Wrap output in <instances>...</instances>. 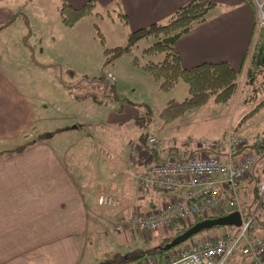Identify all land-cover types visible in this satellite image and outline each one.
<instances>
[{"label":"rangeland","instance_id":"1","mask_svg":"<svg viewBox=\"0 0 264 264\" xmlns=\"http://www.w3.org/2000/svg\"><path fill=\"white\" fill-rule=\"evenodd\" d=\"M59 3L60 0H29L21 8L25 14L14 16L8 29L0 33V70L19 83L17 85L36 106L37 118L29 136L37 137L42 130L55 132L51 138L38 141L20 155L0 157V228L7 232L6 242L11 247L14 264H43L45 261L46 264H74L76 257L77 264H92L108 250H142L156 244L155 234L168 231L173 222L159 230L124 231L129 233L128 242L120 240L114 232L119 217L115 211L119 207H108L110 210L106 209L103 215L95 214L98 218L95 222L87 220L92 217L89 216L91 212L84 213V208H78L74 200L81 199L80 186L83 187L85 181L90 190L82 194L89 199H93V191H96V198L107 191L113 194L115 185L109 190L103 186L107 174L99 187L94 188L103 160L109 161L111 170L119 159L115 154L126 156L127 162L129 146L140 145L135 141L142 133L146 139L151 135L157 138V144L151 148L160 149L163 158L172 156L167 152L176 147L192 151V157L208 154L199 152L198 148L203 146L201 138L214 144L231 135L242 136L245 143L264 137L261 132L264 128L258 131L262 133L258 137V133L254 135L251 131L253 127L264 125V109L256 111L238 127L240 118L254 103H240L235 96L226 104L210 100L205 106L188 111L172 122H163L159 113L166 102L188 95L182 80L168 90L162 89L160 80L133 63L135 49L104 65L105 48L126 44L130 31L129 20L123 23L117 15L120 5L113 2L102 8L95 1L91 14L66 26L60 22L56 8ZM259 18L260 13L257 22L259 26L264 25ZM151 41L144 40L141 44ZM28 45L32 47L33 55ZM145 60L147 58L140 57V64ZM66 69L73 70L76 76L67 73ZM103 75L110 84L109 91L75 87L78 78L88 81ZM239 79L242 88V74ZM63 83L69 86L64 87ZM93 91H97L98 101L91 98ZM118 106L123 110L118 112ZM149 108L150 115L147 113ZM21 141L19 137L0 142V148L10 149L12 143ZM132 153L139 154L138 150H132ZM135 185L140 191L137 183ZM143 192V195L152 193ZM155 198V206L160 208L174 196L157 192ZM66 199H70L71 205L57 203L63 200L66 204ZM257 210L261 225H255L256 232L264 234L262 190L253 212ZM212 214L225 212H209L207 217ZM187 222L189 218L183 223ZM226 231L223 226L210 228L190 241L213 238ZM179 249L169 250L166 256Z\"/></svg>","mask_w":264,"mask_h":264},{"label":"trees","instance_id":"2","mask_svg":"<svg viewBox=\"0 0 264 264\" xmlns=\"http://www.w3.org/2000/svg\"><path fill=\"white\" fill-rule=\"evenodd\" d=\"M216 4L217 3L214 0H187L185 3L178 6L165 19L153 21L146 26H140L130 30L126 44L107 47L104 50L106 56L104 65L113 63L123 53L135 49L136 52L133 56V63L141 65V67L153 78L160 80V87L162 89L168 90L172 88L179 80H182L186 84L188 95L181 100L170 98L161 109L159 118H161L163 122H172L188 111L205 106L210 100L218 104H226L234 96L240 100V103H254L253 107L246 111L240 118L237 124L238 127L246 119H249L256 111L261 108L264 109V25L259 26L258 22H256L251 44L246 53L247 65L242 79V82H244L242 88L241 82L239 81V75H241L240 70L233 68L227 60L203 61L190 67L184 66L181 62V56L176 45L177 40L190 31L196 24L204 22L207 19L209 10ZM94 7L95 0H88L79 6H74L68 0H60L58 10L61 22L66 26H71L77 20L89 13L91 14L94 11ZM117 13L123 23L128 22V15L121 5L118 7ZM96 14L100 15V12L96 11ZM12 19L13 16L7 21L1 23L0 30L8 25ZM149 39H152L150 43L146 45L141 44V41H148ZM28 47L31 55H33L32 47L30 45H28ZM140 57L147 58V60L140 64ZM33 61H35L34 58ZM66 72L72 76L75 75V72L71 69H66ZM77 82L78 83L75 85L76 88L90 87L91 89L98 88L99 92H101V90L109 91L110 84L104 75L101 76V78L88 81L78 78ZM63 86L68 87L69 85L63 83ZM96 94L97 91H93L91 98L98 101L99 99H97L98 96H96ZM116 109H118V112L123 110L121 106H118ZM147 113L149 115L151 114L150 108ZM29 132L30 130L23 132L20 136L22 141L12 143V148L8 149L7 147H1L0 157L21 153L36 144L38 141L46 140V137L48 139L51 138L55 133L54 131L42 130L37 133V137H30ZM261 132L264 133V129ZM262 133L256 132L254 135L257 134L256 137H258L261 136ZM137 142H139L140 145L134 144V146L139 152V157L137 158L141 167L144 166L145 162H159L163 158L160 149L155 147L151 148L152 145L148 143V138L146 139L145 133L138 136L135 143ZM198 149L199 152H201V150L208 152V155H217L223 161H228L229 157H232L234 160L239 159L244 153L249 151L254 154V164L242 179L240 186L243 215H250L260 196V186L264 183V137L261 136L256 138L254 142L244 143L240 148L233 149L232 155L230 156L229 152L225 151L224 153L222 149L216 148L213 144L202 146ZM167 154L176 156L180 159H186L191 156L192 151L190 152V150L176 147L175 149H170ZM130 188V190H125L121 194L125 200L123 207L116 210L119 215L125 214L128 205L133 208L138 204L144 210H148L149 208H159L155 206L157 205V200L155 198V193H157V191L149 188L145 191H151L152 193H146L143 195L144 192L141 190L139 191L135 183L130 184ZM89 190V186L83 187L81 188V193L89 192ZM88 199L89 198L86 200ZM93 199L95 203H97L95 194L93 195ZM93 199L91 198L89 200ZM261 203L262 201L260 202V205ZM87 207H89L90 210V208H96L97 206L95 204H88ZM207 216L191 215L189 216V222L185 224L174 220L171 227L168 228V231L157 232L155 234L156 244L154 246L147 249H137L125 252L118 249L113 251L108 250L103 252L92 264H117L119 260L120 263H125L129 259L142 260L147 257H156V259L162 263L169 250L184 247L190 242L193 236L169 250L164 249L163 246L189 226ZM214 216L218 215L212 214L209 217ZM252 221L255 225H261L258 220V210L254 213ZM223 227H225L228 232L236 231L238 229L237 226ZM207 230L208 229H203L195 235L202 234V232H206ZM114 231L118 234L121 232Z\"/></svg>","mask_w":264,"mask_h":264},{"label":"built area","instance_id":"3","mask_svg":"<svg viewBox=\"0 0 264 264\" xmlns=\"http://www.w3.org/2000/svg\"><path fill=\"white\" fill-rule=\"evenodd\" d=\"M258 5L259 19L264 23L261 4ZM200 142L209 146L205 138H201ZM148 143L156 145L157 138L149 136ZM244 143L242 136L231 135L213 145L226 148L230 156L233 149L240 148ZM134 157L136 160L134 158L129 162L126 172L133 175L139 188L142 191L152 188L170 194L174 199L156 209L133 207L129 213L117 218L116 231H152L169 227L174 220L184 222L191 215L207 216L209 212L228 213L237 209L242 214V223L236 231H227L213 238L204 237L196 242L192 240L173 255L165 256L162 263L147 257L141 264H264V235L256 232L252 221L256 211L243 215L240 192L241 181L254 164V154L249 151L236 160L229 157L228 161L205 153L186 159L168 156L159 162H145L141 170H138V155ZM260 188L264 192V183ZM97 203L121 208L124 200L107 191L98 195Z\"/></svg>","mask_w":264,"mask_h":264},{"label":"crops","instance_id":"4","mask_svg":"<svg viewBox=\"0 0 264 264\" xmlns=\"http://www.w3.org/2000/svg\"><path fill=\"white\" fill-rule=\"evenodd\" d=\"M28 1L29 0H0V24L7 21L11 16H13V18L16 15L23 16L25 12L21 8H23L25 3ZM68 1L74 6H79L88 0ZM95 1H97V5L99 7L101 6L102 8L105 6V8H107L113 2H117V4L121 5L128 15V20L130 22L129 27L130 30H132L140 26H146L153 21L165 19L178 6L185 3L187 0ZM214 1L217 4L209 10L207 19L202 23L196 24L190 31L182 35L177 40L176 45L181 56V62L184 66L190 67L203 61L227 60L233 68L240 70V73L244 76L247 65L246 53L251 44L258 13H260L258 4H261V11L264 14V0ZM58 5H56L57 10ZM11 22L2 28L0 33L6 31ZM17 84L2 70H0V142L12 141L16 138H19L23 132L28 131L31 129V127H33L37 118L36 106L33 105L34 103H31V100L28 98L29 96ZM135 117L139 116L135 115ZM263 128L264 125L261 127H253L251 131L256 133L261 131ZM135 148L136 147L134 145L129 146V155L127 153V158L128 156L129 158L127 162L126 156H123L120 153L115 154V157H118L119 159L117 160L113 170H111L109 161L103 160L101 170H99V173L97 172V183L94 185V188L99 187L103 176L107 174L108 177L105 179L106 183L103 184V186L106 187V190L111 189V185H115L116 190L113 191V194L119 196L125 190H130V184H136V182L135 179L129 174L130 172H126V168L128 167L129 162L135 158L131 153L132 150H137V148ZM26 150L14 155H20ZM225 150L222 149L224 153ZM70 176L71 175L69 174L68 177ZM66 181H68V178ZM87 186L88 182L85 181L83 187ZM83 187L80 186V188ZM71 190L73 191V187ZM94 194L96 195V191L92 192V197ZM84 198L85 196L81 193L80 200L74 199L76 205L78 208L81 207L80 209L84 208L83 212L86 214L91 212L89 213V216L92 217H86L87 220L90 219L97 222L98 218L95 216V214L103 215L108 207L95 203L94 199L86 200L87 197L85 199ZM62 201L63 200H59L57 203L65 206L71 205L70 199H66V204ZM88 204H95L97 209L90 208L89 210V207H87ZM131 208L132 207L128 205L125 213H128ZM115 215L116 217L119 216L117 211ZM1 220L2 219L0 218V222ZM1 226L2 223H0V227ZM118 235L120 240L126 239V241L129 242L130 237L128 232L123 231ZM6 236V230H1L0 228V264H14L13 253L11 247L7 245ZM77 260L78 257L75 258L74 264H77ZM143 260L144 259L131 261V259H129L127 262H121L120 264H141ZM43 264H46V261Z\"/></svg>","mask_w":264,"mask_h":264},{"label":"water","instance_id":"5","mask_svg":"<svg viewBox=\"0 0 264 264\" xmlns=\"http://www.w3.org/2000/svg\"><path fill=\"white\" fill-rule=\"evenodd\" d=\"M242 223V214L239 210H233L225 214L214 217L204 218L199 220L185 229L183 232L176 235L173 239L167 242L163 248L169 250L187 239L191 238L203 229H210L216 226H240Z\"/></svg>","mask_w":264,"mask_h":264}]
</instances>
